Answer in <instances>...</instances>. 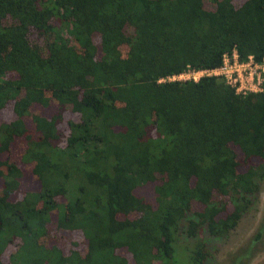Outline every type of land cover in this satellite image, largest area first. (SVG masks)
I'll use <instances>...</instances> for the list:
<instances>
[{
    "label": "trees",
    "instance_id": "16d2710c",
    "mask_svg": "<svg viewBox=\"0 0 264 264\" xmlns=\"http://www.w3.org/2000/svg\"><path fill=\"white\" fill-rule=\"evenodd\" d=\"M232 48L264 58V0H0V110L13 114L0 153L21 137L38 182L11 199L23 172L0 160V254L16 239L14 264H128L122 247L137 264H176L174 248L218 264L264 178V70L245 95L218 75L170 77ZM147 184L155 207L136 193ZM52 212L83 255L41 244Z\"/></svg>",
    "mask_w": 264,
    "mask_h": 264
},
{
    "label": "rangeland",
    "instance_id": "374dc122",
    "mask_svg": "<svg viewBox=\"0 0 264 264\" xmlns=\"http://www.w3.org/2000/svg\"><path fill=\"white\" fill-rule=\"evenodd\" d=\"M239 1V0H236ZM29 40L34 42L33 37L30 35ZM38 43H43L41 38L38 39ZM121 51V50H120ZM9 106L0 110V122L9 120L13 114ZM25 122L27 126L31 127L30 117L26 116ZM67 117H64L62 126H65ZM24 140L21 137H16L10 143L8 150L0 153V160L9 159L14 161L18 167L22 170L23 175L20 178L19 189L12 193L11 199H17L23 190H36L38 188V182L31 177L29 172V165L20 160L21 151L24 148ZM244 166L237 167L238 171H243ZM2 179L0 177V191L2 187ZM136 193L142 195L144 199L155 207L154 194L151 188V184L143 185L136 188ZM215 199H219L215 197ZM191 207L193 210L202 209V205L192 201ZM52 219L46 224L45 233L42 235L40 241L41 244L46 247H57L63 256H68L71 251H76L78 255H83L86 250V240L79 230L67 231L65 229L57 228L55 222V213L52 212ZM264 215V178L260 183L257 200L247 213L238 221L235 228L229 233L228 237L219 245L218 249L213 252L218 264H264V243H257L256 245L249 244L250 238L254 235L258 224ZM133 215H128V218H132ZM18 241L15 239L11 241L7 248L1 252L0 259L2 264H14L9 261L8 256L15 247V243ZM174 248V247H173ZM251 249V250H250ZM249 250V251H248ZM118 255L125 258L128 264H137L130 253L124 248H118L114 251ZM171 253V261L176 264H188L189 252ZM187 253V254H184ZM188 255V256H187Z\"/></svg>",
    "mask_w": 264,
    "mask_h": 264
},
{
    "label": "built area",
    "instance_id": "2783aa9c",
    "mask_svg": "<svg viewBox=\"0 0 264 264\" xmlns=\"http://www.w3.org/2000/svg\"><path fill=\"white\" fill-rule=\"evenodd\" d=\"M264 70V58L257 62L251 55L240 60L235 48L230 53H223L221 64L211 69L187 68L170 79H192L197 80L203 75H218L233 88L236 94L245 95L247 92L261 91L262 72Z\"/></svg>",
    "mask_w": 264,
    "mask_h": 264
}]
</instances>
